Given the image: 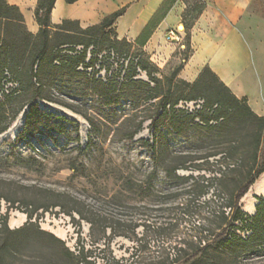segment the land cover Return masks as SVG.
<instances>
[{
  "label": "rangeland",
  "instance_id": "rangeland-1",
  "mask_svg": "<svg viewBox=\"0 0 264 264\" xmlns=\"http://www.w3.org/2000/svg\"><path fill=\"white\" fill-rule=\"evenodd\" d=\"M22 32V24L16 21L5 31V39L16 54L24 50ZM76 32L68 35L50 28L48 57L70 54L68 45H86L93 38ZM92 44V51L87 50L88 65L79 63L77 73L71 66L55 67V62L41 73L46 99L30 100L49 115L40 130L20 141H16L17 135L0 141V213L7 212V227L12 230L6 232L0 219V264H71L64 248L71 251L78 246L88 250L94 264H112L113 260L120 264H169L172 246L194 233H202L209 244L195 256L203 262H211L215 256L221 264H264V243L239 254L219 244L216 235L223 228L239 236L246 228L237 221L221 224L212 216L247 179L252 163L248 145L251 123L236 121L232 130L189 127L179 133L176 128H182L187 120L176 110L199 108L198 100L185 103L183 80L172 77L174 70L182 68L184 57L170 58L159 68L163 61L155 57V65L145 56L155 78L151 81L144 71L131 75L128 58L141 53L128 43L116 41L108 33ZM113 44V56L102 53L99 59L95 55V50H107ZM96 78L116 82L114 91L98 95ZM163 98H167L165 104H175V111L157 118ZM27 100L29 91L20 88L15 75L5 73L0 102L6 115L0 125H10L12 111ZM78 112L89 116L95 129ZM89 138L92 146L87 149ZM145 139L154 143V152L140 146L139 141ZM210 153L216 154L207 157L206 164L203 157ZM256 165L264 166V134ZM174 166L177 175L194 178L170 177L167 169ZM201 175L216 179L202 182ZM44 190L66 196L56 197ZM251 196L257 204V198L264 195ZM8 199L14 201L13 207ZM56 202L60 205L51 207ZM37 205L41 207L28 219L25 212ZM238 205L252 214L243 210L241 199ZM74 208L93 225L81 219ZM17 212L24 214L25 220L11 227L10 218ZM57 226L66 230L64 238L49 228ZM40 230L52 233L63 244L52 242ZM113 233L116 235L108 239Z\"/></svg>",
  "mask_w": 264,
  "mask_h": 264
},
{
  "label": "trees",
  "instance_id": "trees-1",
  "mask_svg": "<svg viewBox=\"0 0 264 264\" xmlns=\"http://www.w3.org/2000/svg\"><path fill=\"white\" fill-rule=\"evenodd\" d=\"M55 0H38L36 9H35V18L39 24V31L36 35L28 32L23 26V18L19 13L18 9L14 6H8L3 0H0V83L4 78L5 72L15 75L18 79V84L23 91H29V100L24 101L11 113L10 119L14 120L18 113L29 105L28 110L25 114L24 124L22 130L17 134L16 141L24 139L27 135L33 134L40 130V127L46 123V118L49 116L46 111L42 110L36 103H30V100L46 99L42 92L44 89V84L42 82L41 73L46 68L47 65L51 63H56L55 67H65L71 66L72 70L75 72V69L79 63L84 66H87L86 62L87 50L92 51L93 44L96 40L101 41L102 38H105L107 34H112L110 27L115 22L116 18L122 14L123 9H120L108 16H106L100 24L95 26H90L86 29L73 30L71 32H65L68 35H74L78 31L80 35H86L93 37L91 40H88L86 45L76 44L68 45V51L70 54H56L54 57H48L47 46H48V31H49V13L52 8V5ZM73 1V0H68ZM202 8L201 4H195L191 11L192 13L200 12ZM14 13V16H13ZM192 15L189 10H187L183 15V24L184 28L188 29L191 25ZM18 22L23 26L22 37L25 39V46L22 54H16L11 49V46L7 43L5 39V31L9 24L12 22ZM59 29H64L63 26ZM69 31V30H68ZM95 38V40H94ZM114 38V37H113ZM115 39V38H114ZM38 40V41H37ZM116 40V39H115ZM82 40L78 41L81 43ZM118 41V40H116ZM125 42V41H124ZM91 43V44H90ZM127 43V42H126ZM184 44L187 43V34L184 37ZM76 46H82V50L77 51ZM186 46V45H185ZM186 48V47H185ZM110 52H115L114 44L107 48V50H100L97 52L95 50V55H100L104 53L105 55H110ZM128 63H130L129 69L131 75L136 74L137 72L144 71L151 81H155V78L152 76V70L148 64V61L145 60L141 54L134 57L128 58ZM178 69L174 70L172 77L176 76ZM94 84L97 85L98 95L103 96L107 95L114 91L116 82L103 81L101 78H96ZM149 87V84L140 82ZM171 78L169 83H171ZM114 83V84H113ZM183 87L186 90L185 92V102L187 101H196L203 100L201 106L195 110L188 112L186 107H182V110H176L179 112L187 122H184L182 128H176V131L181 133L184 129L189 127H198L206 130H221L227 129L232 130V125L236 121H249L251 123L250 131V142L248 143L249 149L251 151L252 163L250 168L247 170V179L243 182L236 190L233 196L226 202L224 206H221L218 210L212 212L213 218L223 223H232L240 222L242 226L246 228V232L243 236H239L234 232H227L226 228H223L220 234H217V240L219 244L226 246L230 249L232 253H242L247 250L256 248L257 245L264 243V196L258 197V202L255 204V211L253 214H246L240 208L239 201L246 194L250 186L257 180L260 174L264 171L263 165H256L257 163V150L260 145L261 139L264 134V116L256 115L251 108L248 106L245 98L238 99L236 98L231 91L219 81L215 74L208 67H204L198 77L192 82L182 81ZM161 113L157 118H163L170 114L174 110V103H167V98H163ZM168 106V108H167ZM80 113V112H78ZM82 117L87 121V123L95 129V123L89 118V116L82 114ZM6 115V111L2 108L0 102V120L3 119ZM197 119V121H194ZM141 123L138 124L135 131H133L129 136V141H132L133 136L136 131L140 128ZM9 125L7 123L0 125V134L3 133ZM176 126V125H174ZM140 146L151 150L154 152L155 145L149 139L140 140ZM92 146V138H89L87 143V149ZM216 153H210L204 156L203 162L209 164L207 157L214 156ZM197 169L201 167L196 166ZM177 166L167 169V174L178 180H187L193 179L194 176H179L176 174ZM253 173L251 174V172ZM222 176V175H221ZM202 182L212 181L216 178H205L203 175L200 176ZM206 187L205 185H201ZM56 197L66 196L64 194L55 193L50 190H44ZM204 192V191H203ZM202 192V193H203ZM75 204H79L77 200H72ZM8 204L13 207L14 201H9ZM60 205L59 203H52V206ZM41 206H34L29 212H25L28 219H31L33 214L36 213L37 209ZM45 209L48 208V205L44 206ZM81 219H87L90 223L92 222L90 218L84 216L81 210L74 208ZM0 219L3 221L4 229L6 232L11 233L12 230H9L7 227V212L5 214L0 213ZM219 224V225H221ZM93 224L91 223V226ZM136 225V224H135ZM22 226L16 230V232L23 229ZM233 227V226H232ZM93 231V229H92ZM40 232L46 235L52 242L63 244V242L54 236L52 233L40 230ZM229 236L222 239V236L228 234ZM116 234L113 233L108 239H111ZM189 238H182L178 243L172 246L174 254L169 261V264H175L179 262L181 258H184L183 261L179 264H221L220 258L215 256L211 262H203L201 257L195 258V256L204 251L208 247V242L206 243L201 234L187 235ZM191 250V252H189ZM85 251L84 246H78V253L70 251L67 247L64 248V252L71 261V264H94L88 257H90ZM112 264H120L117 260H113Z\"/></svg>",
  "mask_w": 264,
  "mask_h": 264
},
{
  "label": "crops",
  "instance_id": "crops-1",
  "mask_svg": "<svg viewBox=\"0 0 264 264\" xmlns=\"http://www.w3.org/2000/svg\"><path fill=\"white\" fill-rule=\"evenodd\" d=\"M3 1L18 9L28 32L38 33V0ZM201 3L200 12L192 13ZM120 9L110 27L116 40L127 42L155 65V57L163 61L159 68L170 58L184 57L176 75L189 83L208 67L236 98H245L256 115L264 116V0H55L49 29H86ZM187 10L193 18L185 29ZM171 30L181 32L182 43L167 37Z\"/></svg>",
  "mask_w": 264,
  "mask_h": 264
},
{
  "label": "bare ground",
  "instance_id": "bare-ground-1",
  "mask_svg": "<svg viewBox=\"0 0 264 264\" xmlns=\"http://www.w3.org/2000/svg\"><path fill=\"white\" fill-rule=\"evenodd\" d=\"M39 103L42 106H44L45 104L43 101H39ZM26 112H27L26 109L23 108L18 113V115L11 122V124L7 127V129L3 133L0 134V141L5 138H11V139L15 138V136L22 129ZM252 193L264 195V174H261L257 178V180L250 186L249 191H247L246 194L241 198L243 210L249 213H253L255 211L254 204L256 203V199L253 198V196H251ZM24 220H25V215L17 212L10 218L9 223L11 227H16L22 224ZM49 228L55 235H57L60 238H64L66 234L65 229H63L60 226H57L56 228L54 227H49Z\"/></svg>",
  "mask_w": 264,
  "mask_h": 264
},
{
  "label": "built area",
  "instance_id": "built-area-1",
  "mask_svg": "<svg viewBox=\"0 0 264 264\" xmlns=\"http://www.w3.org/2000/svg\"><path fill=\"white\" fill-rule=\"evenodd\" d=\"M167 37H168L169 39H172V40H174V41H176V42H181V43H182V40H183V39H182L181 32H180L179 30H171V31H169ZM181 47H184V45H182ZM75 49H76L77 51H80V50H82V46H76ZM87 53H88V52H87ZM103 54H104V53H103ZM103 54H100V55L98 56L99 59L102 57ZM110 55L113 56V52H110ZM86 61H87V59H86ZM99 61H100V60H99ZM5 73H7V72H5ZM197 102H198V106L200 107L201 104L203 103V100H198ZM185 103H186V102H185ZM71 251L74 252L75 254L78 253V249H76V248H72ZM88 259H91V258L88 257Z\"/></svg>",
  "mask_w": 264,
  "mask_h": 264
},
{
  "label": "water",
  "instance_id": "water-1",
  "mask_svg": "<svg viewBox=\"0 0 264 264\" xmlns=\"http://www.w3.org/2000/svg\"><path fill=\"white\" fill-rule=\"evenodd\" d=\"M28 107H29V105H27V106L25 107L26 111L28 110ZM253 213H254V212H253ZM253 213H252V214H253Z\"/></svg>",
  "mask_w": 264,
  "mask_h": 264
}]
</instances>
